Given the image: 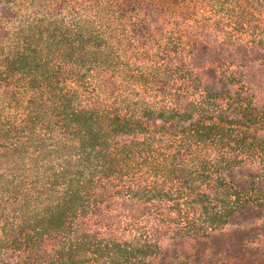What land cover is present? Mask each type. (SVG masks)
I'll return each mask as SVG.
<instances>
[{"label":"rangeland","instance_id":"obj_1","mask_svg":"<svg viewBox=\"0 0 264 264\" xmlns=\"http://www.w3.org/2000/svg\"><path fill=\"white\" fill-rule=\"evenodd\" d=\"M113 1L0 0V264H195L222 247L221 232L233 230L222 225L226 201L213 191L233 185L215 173L229 165L214 161L203 173L196 160L247 154L254 138L262 140L258 153L264 150V0H203L205 12L194 19L212 24L227 43L237 37L260 48L234 67H253L252 91L234 88L217 109L195 111L209 122L239 112L240 98L259 118L220 120L203 144L182 133L191 118L175 101L181 91L166 87L154 68L163 48L174 47L161 36L167 27L154 24L150 37H137L135 21L116 19ZM119 109L154 123L164 146L174 147L166 174L150 172L145 156H107L102 146L115 143L103 140L108 116ZM100 128L103 139L90 148ZM113 161L126 170L105 174ZM257 174L264 182V171ZM259 187L240 200H259ZM170 188L195 199L173 200ZM75 194L81 199L69 200ZM65 203L62 222H54ZM215 215L214 235L200 241L191 219Z\"/></svg>","mask_w":264,"mask_h":264},{"label":"trees","instance_id":"obj_2","mask_svg":"<svg viewBox=\"0 0 264 264\" xmlns=\"http://www.w3.org/2000/svg\"><path fill=\"white\" fill-rule=\"evenodd\" d=\"M214 1L220 2V0ZM202 4H204L203 0L113 1L116 10L113 13L117 15L116 19L125 17L127 21H135L134 32L137 37L144 39L150 37L151 28L154 24H165L164 26L167 27L165 29L159 28L162 31L161 36L174 47L163 48L161 56L158 57L159 61L154 63V68L163 77L161 79L166 80V87L175 86L180 89L181 94L175 96V101L179 105L182 103L183 106H181L191 118L190 127L184 129L182 133L187 134L189 132V134H193L192 138L200 144L212 139L213 132L219 129L220 120L222 123L227 124L225 119L236 118L235 116H238L242 123L253 120L252 118H255L256 121L259 118V114L255 113L256 110H252L250 107L244 108L242 102L245 100L240 98L237 99L235 104L238 107L236 110L239 112L221 113L222 115L215 116L209 122L207 120L204 122L200 119L197 120L196 114L200 115V113H195V111L208 112L209 108L217 109V105L227 100V98H223L222 94H230L234 88L240 87L243 91H252L256 86L253 81V67L245 65V71L241 72L237 69L234 70V67L240 65L236 62H239L241 56L247 57L249 54H254L260 50L259 46L254 45L255 42H247V44L243 40L237 39V37L231 39L233 42L227 43V40H223L226 35H221V31L213 28L210 23L195 26L194 19L200 15L201 11L205 12L201 8ZM166 13L174 15V18L168 21L162 19L161 17ZM128 15H132V20H128ZM206 57H208V60L205 63ZM214 63L217 66L220 65L216 68V71L215 69H207L208 72H203L207 65H213ZM220 68L222 71L218 70ZM181 73H185V77H180ZM251 99L253 100H251L250 105H253L254 95L251 96ZM244 119L246 122L242 121ZM183 120L184 123H187L189 118ZM210 121L214 124H211ZM149 122L136 121L124 114L123 109L115 110L108 116L107 135L103 139L101 138V128L96 133L92 130L94 142L89 147L96 148V143L100 139L105 140L107 143L110 140L108 137H114L116 140L114 139L113 146L108 144L102 146L108 150L107 156H145L146 161H150L147 163L150 172L166 174L168 168L165 164L170 163V156L174 151L172 150L174 147L171 145L168 148L166 145L164 146V142L158 138L157 131L154 132L155 124ZM261 141L259 138H254L253 144H250L248 148L250 152L247 154L235 156L232 153L222 157L221 161L215 156L204 154L196 160L199 165L204 163L201 164L205 168H202L203 173L212 172L206 166L209 165L210 167V164L214 161H218L220 165H229V167L222 168L221 171L215 173L222 177L219 178L220 180L226 181L228 179L233 182V185L230 184L229 189L226 186L218 185L213 191H216L217 198L226 201L223 206L225 212L220 216L221 218L226 217L224 218L226 222L222 225H229L233 230L227 233L221 232L219 236L223 240L222 247L214 254H211L210 251L203 252L194 261L195 264H264V182L259 179V174L255 175V172H259V170L264 171V150L261 154L258 153V149L262 147ZM163 152H167V154H163ZM235 160L239 161L238 164ZM109 164L111 167L108 166ZM109 164L103 167V172L107 175L126 170L116 168L118 165L114 161ZM230 165H233V167ZM175 172L182 173V170H176ZM186 184L188 182L184 185ZM257 185L260 186L259 191L261 193L258 197L259 200H240L241 194L251 192ZM169 190L173 195H177L173 200L195 199L194 194L184 196L183 192L171 188ZM80 199L79 195L75 194L69 200ZM72 203L73 201L71 205H73ZM67 204L59 206L58 213L52 216L54 222H62ZM206 219L202 221V219L192 218L190 222L193 224V233L200 241L210 239L214 235L210 231L214 228L213 223H215L217 215ZM201 224L204 227L206 226L204 230L201 228Z\"/></svg>","mask_w":264,"mask_h":264}]
</instances>
